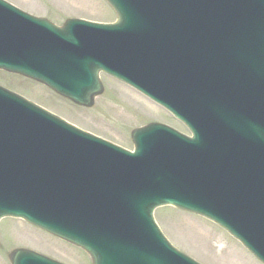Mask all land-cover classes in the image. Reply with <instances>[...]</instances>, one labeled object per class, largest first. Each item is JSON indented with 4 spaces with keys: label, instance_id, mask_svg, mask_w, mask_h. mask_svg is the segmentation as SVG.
Returning <instances> with one entry per match:
<instances>
[{
    "label": "water",
    "instance_id": "1",
    "mask_svg": "<svg viewBox=\"0 0 264 264\" xmlns=\"http://www.w3.org/2000/svg\"><path fill=\"white\" fill-rule=\"evenodd\" d=\"M106 1L117 15L116 23L69 19L60 28L45 20L38 22L56 39L65 38L41 52L44 66L56 67L49 70L41 63L39 70L31 69L27 60L35 62L34 52L15 54L11 64L7 57L0 58V67L44 82L83 105H90L101 92L100 70L132 84H137V77H146L151 86L170 91L172 77L162 66H171L174 56L160 54L159 72L125 70L122 65L131 61L134 51L128 42L114 41L113 34L157 36L153 28L158 20L151 25L152 19H198L206 38L194 45L204 51V59L196 69L192 58L187 73L199 80L206 76L205 80L197 84L199 91L192 102L182 91L171 90L169 99L178 98L167 103L192 126L187 150L174 154V146L185 140L171 134L160 137L164 145L160 150L152 135L166 128L151 123L133 131L134 153L95 139L93 154L60 159L56 163L65 171L44 176V155L50 153L47 148L56 133L75 138L84 151L83 142L90 135L28 103L37 114L25 120H31L30 125L0 120V146L11 142L31 149L9 159L5 158L11 152H0V216L20 215L72 240L92 255L93 264H158L154 241L156 251L167 255L166 264H180L174 259L183 254L169 245L152 219L156 206L171 204L219 224L264 263V0ZM0 5L7 4L0 1ZM79 26L106 35L92 43L94 54L88 51L87 38L80 56L74 51L78 43L73 33ZM35 28L26 36L31 34L33 44L40 35ZM44 38L49 41L52 36ZM151 43H143L145 66H152L146 51ZM115 57L120 61H114ZM13 207L38 214L13 211ZM48 208L60 212L54 226L37 220ZM182 257L184 264H197ZM27 259L31 264H60L24 249L11 254L12 264Z\"/></svg>",
    "mask_w": 264,
    "mask_h": 264
},
{
    "label": "rangeland",
    "instance_id": "2",
    "mask_svg": "<svg viewBox=\"0 0 264 264\" xmlns=\"http://www.w3.org/2000/svg\"><path fill=\"white\" fill-rule=\"evenodd\" d=\"M8 1L57 25L74 16L105 22L115 19V13L104 0ZM100 81L103 85L102 93L94 98L91 106L84 107L74 105L48 87L37 84L36 81L0 70V84L65 117L70 122L129 149L133 145L130 138L131 130L146 123L164 122L182 131L185 130L162 107L132 87L104 74L101 75ZM87 113L92 115L91 118ZM154 216L165 236L175 247L203 264H261L240 242L204 217L173 207L159 208ZM12 224L31 229L37 239L28 237L24 241L12 240L11 243H7L6 252L25 247L68 264H91L89 256L81 249L21 220L9 218L3 220L0 226V244L5 245L4 241L8 238L6 227ZM4 256L6 257V253L3 258ZM0 264L10 263L6 257L0 259Z\"/></svg>",
    "mask_w": 264,
    "mask_h": 264
},
{
    "label": "bare ground",
    "instance_id": "3",
    "mask_svg": "<svg viewBox=\"0 0 264 264\" xmlns=\"http://www.w3.org/2000/svg\"><path fill=\"white\" fill-rule=\"evenodd\" d=\"M88 114V113H87ZM89 118H91V114H88ZM4 218L2 220H0V226L2 225ZM21 225V224H20ZM6 230H8V238L5 245L1 244L0 245V259L3 260L4 258H6L3 255H5L6 253V249L8 248V244L7 243H11V241H24V239H27L28 237H32L33 239H37V236H35L34 234H32L31 229H27L26 227L23 228L21 226H19L18 224H12L11 226L6 227ZM3 238L5 239V237L3 236Z\"/></svg>",
    "mask_w": 264,
    "mask_h": 264
}]
</instances>
